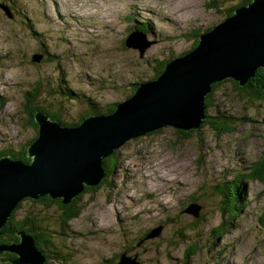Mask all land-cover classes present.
I'll return each mask as SVG.
<instances>
[{"label":"rangeland","instance_id":"374dc122","mask_svg":"<svg viewBox=\"0 0 264 264\" xmlns=\"http://www.w3.org/2000/svg\"><path fill=\"white\" fill-rule=\"evenodd\" d=\"M245 2L0 0L1 157L21 160L14 154L39 135L38 110L67 128L86 114H109L135 83L192 51L201 33ZM127 37L146 44L142 56L125 46ZM258 68L248 79L258 81ZM219 82L205 100L214 103L211 115L229 118L223 131L168 124L129 137L112 148L111 174L80 194L79 215L66 227L59 203L28 196L8 221L35 217L48 264L53 251L51 264H118L121 252L139 264H264V185L244 177L264 151V97L249 101L246 82ZM39 107L45 111L34 110L32 123L30 111ZM191 204L200 207L197 217L184 211Z\"/></svg>","mask_w":264,"mask_h":264},{"label":"water","instance_id":"95a60500","mask_svg":"<svg viewBox=\"0 0 264 264\" xmlns=\"http://www.w3.org/2000/svg\"><path fill=\"white\" fill-rule=\"evenodd\" d=\"M198 38L196 48L168 61L156 78L135 83V92L116 102L110 114L90 115L67 128L38 110L34 119L39 135L26 150V156L32 157L30 163L0 158V227L25 196L37 199L48 194L67 203L85 184L97 185L106 176L102 158L129 137L168 124L183 130L198 129L208 118L204 100L211 83L231 77L244 85L257 66L264 68V0L237 8L232 17ZM125 46L137 49L140 56L146 48L130 37ZM199 208L191 204L184 211L197 217ZM17 235L19 242L0 245V253H17L15 264H48L33 235L23 230ZM119 259L124 262L118 264H139L125 252Z\"/></svg>","mask_w":264,"mask_h":264},{"label":"trees","instance_id":"16d2710c","mask_svg":"<svg viewBox=\"0 0 264 264\" xmlns=\"http://www.w3.org/2000/svg\"><path fill=\"white\" fill-rule=\"evenodd\" d=\"M253 2V0H246L245 3L242 4H251ZM231 14V13H230ZM228 18V17H227ZM141 28V27H140ZM209 29V28H208ZM141 30V31H140ZM139 30V32H144L143 28H141ZM168 62V60L163 61V63L161 64L160 68L156 70L157 74H154V76L152 78H156L159 73L164 69V66L166 65V63ZM263 69V70H262ZM262 70V71H261ZM262 72V73H260ZM260 74L262 76V78H258L255 75ZM255 79H257L258 81L255 82L254 80L252 81V79H248V81L246 82V84L243 86V89H247V91L252 92L253 96L248 98L249 101H251L252 98H263L264 97V68H258L255 72ZM235 86H238L237 82H232ZM220 85V82H216V83H211L212 86V92L217 88V86ZM136 86L133 88V91L135 90ZM131 95V94H130ZM209 95V94H208ZM204 102L206 103V114L208 118H206L204 120V124L201 125L198 129L199 130L201 127L208 125L210 128L216 130V131H223L225 128H227L228 125V120L229 118L226 117L225 115L222 114H216V115H211L208 110L209 108L214 104V103H210L206 100H204ZM213 102V101H212ZM37 109H41L43 111H45L42 107L36 108V109H32L30 111V119L32 121V116L34 113V110ZM115 110V104H113V106H111V108L108 110L107 113H112ZM48 113V112H47ZM50 114V113H49ZM88 115H95V113H89L86 114V116ZM105 115V114H102ZM51 118H55V117H51ZM84 118V117H82ZM33 123V121H32ZM65 124V123H63ZM161 130V129H160ZM157 130V131H160ZM156 132V131H155ZM182 134L185 135L186 132H181ZM191 133V130L190 132ZM27 150V149H26ZM26 150L20 152L19 154H14V159H21L24 162L29 161V159L26 156ZM4 153H0V157L1 155ZM13 154V153H12ZM113 162L114 161V157L113 154H109L108 156H105L104 158H102V162H103V170L106 173V177L107 175L111 174V167L108 166L110 164H108V162ZM244 177H252V178H257L259 179L262 184L264 185V151L262 152V154H260V156L257 158L256 162L254 164H252L251 168L249 169V171L244 174ZM97 185L92 186L91 191H95L97 189L96 187ZM88 185H84L83 190L78 193L74 198H72L70 201H68L67 203H63L62 202V198L56 197V198H52L51 196H49L48 194L46 195H42L40 196L38 200H31L33 203L34 202H38L39 200L44 201L45 203L49 202L51 203H59L60 204V208L58 211V215L61 218L60 220L63 222V226L66 227L68 225V222L70 220H72V218L74 219V217L77 216V214H79L80 212V208L78 205V200H79V196L82 192H84L86 189L89 191ZM95 189V190H94ZM48 195V196H47ZM18 209L20 208V204H18ZM226 209H223L222 211L224 212ZM35 217L33 216H24L23 218H11L9 221L6 222V224L2 227V230L6 233L4 236V234H2V236H0V242H5L6 241H19V236L17 235V232L20 230L26 231L28 234H32L35 239H36V244L38 246V248L40 250L43 251V253L47 256V252L46 250L43 248L42 244L40 243L39 239H40V233L36 232L34 225H35ZM1 230V229H0ZM45 238L46 235H45ZM121 254V253H120ZM54 257V251L51 253L50 258ZM17 258L16 254L14 252H7L4 253L3 255H0V264H15L13 263V260H15ZM52 260L50 259V264H51Z\"/></svg>","mask_w":264,"mask_h":264},{"label":"bare ground","instance_id":"6f19581e","mask_svg":"<svg viewBox=\"0 0 264 264\" xmlns=\"http://www.w3.org/2000/svg\"><path fill=\"white\" fill-rule=\"evenodd\" d=\"M2 7H6V6H2ZM40 56L41 57H43V54L42 53H40ZM41 60V59H40ZM234 81H236V82H239V80H236V79H234ZM216 82H218V80H215L214 81V83H216ZM88 116H90V115H88ZM50 120H52V118H50ZM84 120V119H83ZM55 122V121H54ZM60 125H61V127H63L64 125H62V123L60 122ZM173 126V125H172ZM175 127V126H174ZM123 145V144H122ZM111 155V154H110ZM48 196V195H47ZM38 199H40V198H38ZM1 235V234H0ZM1 254V253H0ZM3 254V253H2ZM16 254V253H15Z\"/></svg>","mask_w":264,"mask_h":264},{"label":"flooded vegetation","instance_id":"af4514ba","mask_svg":"<svg viewBox=\"0 0 264 264\" xmlns=\"http://www.w3.org/2000/svg\"><path fill=\"white\" fill-rule=\"evenodd\" d=\"M78 215H79V214H77V216H78ZM77 216H76V217H77ZM76 217H75V218H76ZM60 219H61V218H60ZM62 225H63V224H62ZM41 235H42V238H43V239H46V238H45V235H46V234H45L44 232H42ZM118 255H119V254H118ZM115 257H116V259H118V256H115ZM50 259H52V258H50Z\"/></svg>","mask_w":264,"mask_h":264},{"label":"clouds","instance_id":"9594fccd","mask_svg":"<svg viewBox=\"0 0 264 264\" xmlns=\"http://www.w3.org/2000/svg\"><path fill=\"white\" fill-rule=\"evenodd\" d=\"M115 104V103H114ZM207 115H209V114H207ZM119 255H120V253H119ZM119 255H118V257H119Z\"/></svg>","mask_w":264,"mask_h":264}]
</instances>
